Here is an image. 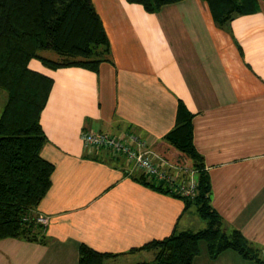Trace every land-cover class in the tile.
Instances as JSON below:
<instances>
[{
	"label": "crops",
	"instance_id": "obj_1",
	"mask_svg": "<svg viewBox=\"0 0 264 264\" xmlns=\"http://www.w3.org/2000/svg\"><path fill=\"white\" fill-rule=\"evenodd\" d=\"M93 2L111 61L95 72L49 69L36 59L33 69L55 80L41 117L42 155L55 165L52 187L31 212L48 222L43 242L0 240V264H78L82 243L112 253L105 264H156V250L142 248L147 242L203 229L207 222L193 204L139 183L133 178L141 171L127 172L122 156L82 140L83 130L129 132L165 160H180L182 152L166 139L179 101L194 114L213 207L227 231H241L264 255V1L260 11L223 27L203 0L154 13L126 0ZM191 170H181L178 182L197 180ZM202 243L193 264H257L231 249L212 258Z\"/></svg>",
	"mask_w": 264,
	"mask_h": 264
},
{
	"label": "trees",
	"instance_id": "obj_2",
	"mask_svg": "<svg viewBox=\"0 0 264 264\" xmlns=\"http://www.w3.org/2000/svg\"><path fill=\"white\" fill-rule=\"evenodd\" d=\"M126 1L154 13L185 0ZM203 1L209 5L215 23L223 27L237 16L260 11L264 0ZM45 50L54 51L60 58L44 56ZM33 59L49 69L78 66L95 72L102 62L111 61L110 40L93 0H0V89L7 92L0 117V240L43 242L40 236L45 225L31 212L52 187L55 165L42 155L47 134L41 117L55 80L31 68ZM193 119L194 114L179 101L176 125L166 139L194 160L198 171L195 195L182 196L142 173L133 179L160 192H172L188 205L196 204L208 226L151 240L142 248L156 250V264H193L200 253V243L206 242L212 258L231 249L264 264L259 250L241 231H227L223 218L212 205V182L204 156L194 142ZM110 255L82 243L78 264H105Z\"/></svg>",
	"mask_w": 264,
	"mask_h": 264
},
{
	"label": "built area",
	"instance_id": "obj_3",
	"mask_svg": "<svg viewBox=\"0 0 264 264\" xmlns=\"http://www.w3.org/2000/svg\"><path fill=\"white\" fill-rule=\"evenodd\" d=\"M82 140L86 146L94 149H106L114 156H122L130 174L141 171L142 174L156 182L167 184L173 191L185 197H193L197 189V180H185L178 182V174L181 170L193 171L187 167L173 165L147 146V142L139 136L126 132L123 135H110L104 132L83 130ZM175 168L177 174L166 171V167ZM194 172V171H193ZM37 221L46 225L47 217L39 216Z\"/></svg>",
	"mask_w": 264,
	"mask_h": 264
},
{
	"label": "rangeland",
	"instance_id": "obj_4",
	"mask_svg": "<svg viewBox=\"0 0 264 264\" xmlns=\"http://www.w3.org/2000/svg\"><path fill=\"white\" fill-rule=\"evenodd\" d=\"M42 54L48 58H51V59H59L60 57L52 50H45L42 52ZM39 64V61H37L36 59H33L31 61V63L29 64V66L31 68L35 67L36 65L38 66ZM7 103V92L5 90H2L0 89V117L2 116V113H3V110H4V107ZM183 154V158H180V160L178 158H175V156L173 155H169L167 156L168 160L170 163H175L178 165V166H181V167H187V168H190V169H193V167L195 166L194 165V160L184 154ZM190 173V172H189ZM194 208L197 210V212L199 213V210H198V206L196 204H193ZM200 214V213H199ZM201 216V215H200ZM205 222H208L207 219H204ZM208 226V223L206 224V226H204V228H206ZM203 228V229H204ZM201 246L203 247L204 249V246H205V242H203L201 244ZM259 255L260 257H263L264 258V255L262 254V252L259 251ZM253 261H255L254 259H252ZM256 262V261H255Z\"/></svg>",
	"mask_w": 264,
	"mask_h": 264
}]
</instances>
